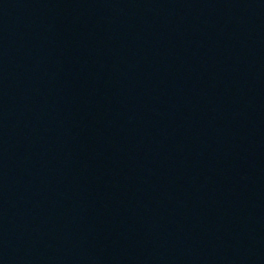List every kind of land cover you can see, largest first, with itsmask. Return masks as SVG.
I'll return each instance as SVG.
<instances>
[{
  "label": "water",
  "instance_id": "95a60500",
  "mask_svg": "<svg viewBox=\"0 0 264 264\" xmlns=\"http://www.w3.org/2000/svg\"><path fill=\"white\" fill-rule=\"evenodd\" d=\"M0 264H264V0H0Z\"/></svg>",
  "mask_w": 264,
  "mask_h": 264
}]
</instances>
